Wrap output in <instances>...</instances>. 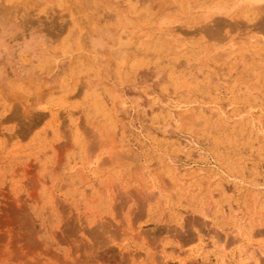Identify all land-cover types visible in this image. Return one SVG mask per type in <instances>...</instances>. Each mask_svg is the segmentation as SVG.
Wrapping results in <instances>:
<instances>
[{"label":"rangeland","instance_id":"rangeland-1","mask_svg":"<svg viewBox=\"0 0 264 264\" xmlns=\"http://www.w3.org/2000/svg\"><path fill=\"white\" fill-rule=\"evenodd\" d=\"M9 1L0 0L7 4L2 12L13 9L16 16L0 14V264H251L249 257L262 258L264 12L246 0H79L92 35L122 30L128 41L148 45L147 53L125 56L126 65L125 57L96 55L88 39L81 48L57 0L32 13L20 0ZM21 13H31L34 25ZM48 17L61 19L48 24ZM206 25L220 26L228 42L203 33ZM149 33L166 39L148 43ZM231 46L239 55L215 58ZM81 62L91 65L82 71L88 75L80 74ZM99 88L117 96L113 104L102 101L110 124L87 103ZM240 97L254 101L238 103ZM179 98L188 105L179 106ZM51 117L58 119L51 123Z\"/></svg>","mask_w":264,"mask_h":264},{"label":"bare ground","instance_id":"bare-ground-1","mask_svg":"<svg viewBox=\"0 0 264 264\" xmlns=\"http://www.w3.org/2000/svg\"><path fill=\"white\" fill-rule=\"evenodd\" d=\"M11 1V0H10ZM9 1V2H10ZM36 1V2H35ZM49 1H51V0H20V2H17V4H20V7H28L30 10H28V11H31V9L32 8H35L36 6L38 7L39 6V4H43V3H47V2H49ZM97 1V0H96ZM186 1V0H185ZM228 1V0H227ZM245 1V0H244ZM88 2V1H87ZM187 2V1H186ZM229 2V1H228ZM230 2H231V0H230ZM246 3H249V5H252V7L253 8H256L257 9V12H261V14L260 15H262V11L264 12V0H246L245 1ZM45 3V4H46ZM51 3H53V2H51ZM90 3V2H89ZM95 3H98V1L97 2H95ZM100 3V2H99ZM190 3H191V1H190ZM2 4V5H1ZM0 5L1 6H4L3 5V3H1ZM11 4V3H10ZM54 4V3H53ZM52 4V5H53ZM92 4V3H91ZM105 4V3H104ZM187 4H188V2H187ZM254 4V5H253ZM12 5V4H11ZM15 5V4H14ZM44 5V4H43ZM42 5V6H43ZM56 5L59 7H61V8H64V13H66V16L67 17H71L72 18V26L75 28V36L77 37V41H79L78 43H80L81 41L82 42H84L85 40H87L88 39V41H89V46L87 47V48H89L90 46V48L89 49H91V50H94V52L96 53V55H98V56H100V57H104V56H107V54H112L111 56H113V55H115V56H117V57H121V58H123V57H129V56H127L128 54H130V53H136V52H138V51H140L141 53L143 52V49L145 50V52L147 53V44L144 46V43H143V48H142V45L140 44V43H138V41L140 40H136L135 38L133 39V40H129L128 41V39H126L127 37H129V35H124L125 34V31H122V30H115L116 32H112V30L111 31H108L107 29H106V31L107 32H105V33H100V35H92L91 33H94V32H96V31H94L95 29H93L92 31H91V29H89L90 28V26L88 25L90 22H89V20H91V19H87V23L84 21V20H86V18H87V16H86V14L84 13V9H82V5L80 4V2H79V0H57V3H56ZM90 5V4H89ZM93 5V4H92ZM95 5V4H94ZM241 5V4H240ZM6 6H7V4H6ZM6 6H4V7H6ZM13 6V5H12ZM45 6V5H44ZM43 6V7H44ZM50 6V5H49ZM87 6V5H86ZM190 6V5H189ZM217 6H220V5H217ZM9 7H11V6H9ZM8 7V8H9ZM14 7V6H13ZM52 7H55V5L54 6H52ZM98 7V6H97ZM100 7V6H99ZM116 7V6H115ZM195 7H197L196 5H195ZM2 8V7H1ZM0 8V9H1ZM8 8H5V9H8ZM18 8H19V5H18ZM44 8H48V7H44ZM51 8V7H50ZM89 8V7H88ZM108 8V7H107ZM183 8V7H182ZM248 8V7H247ZM10 9H12V7L11 8H9L8 10H10ZM15 10H16V6H15V8H14ZM20 9H22V8H20ZM24 9H26L27 10V8H24ZM36 9V8H35ZM54 9V8H53ZM90 9V8H89ZM91 9H94L95 10V7H91ZM90 9V10H91ZM98 9V8H97ZM185 9V8H184ZM255 9V10H256ZM13 10V9H12ZM12 10L11 11H7V13L4 11V12H2V9H1V11H0V14L2 13H4L3 15H5V13L6 14H9L10 15V13H8V12H11L12 13ZM26 10H24V12L21 10V12H23V13H25V11ZM33 10V9H32ZM50 10V9H49ZM61 10H63V9H61ZM83 10V11H82ZM106 10V9H105ZM114 10V9H113ZM16 11H19L18 9L16 10ZM52 11V13H53V11L54 10H51ZM60 11V10H59ZM93 11V10H92ZM108 11V10H107ZM241 11V10H240ZM49 12V11H48ZM47 12V13H48ZM238 12H239V10H238ZM238 12L236 11V13H237V15L236 16H239L238 15ZM256 12V13H257ZM17 13V12H16ZM31 13H32V11H31ZM31 13H29L26 17H24L25 16V14H24V16H21L22 15V13L19 15L21 18L23 17L24 19H25V21H29L30 22V24H31V21L32 20H35V19H32L31 20V16H32V14ZM34 13V12H33ZM60 13L62 14V12L60 11ZM243 13H244V11H243ZM13 14V13H12ZM57 14H58V12H57ZM229 14V13H228ZM240 14V13H239ZM14 15V14H13ZM38 16H39V14H37ZM45 15V14H44ZM48 15V14H47ZM52 15V14H51ZM235 15H234V17H235ZM244 15H246V14H244ZM40 16H41V14H40ZM64 16V15H63ZM103 16H104V14H103ZM13 17H16L15 15L13 16ZM52 17V16H51ZM50 17V18H51ZM53 17H55L54 15H53ZM57 17H58V15H57ZM56 17V18H57ZM107 17H108V15L106 16V20H107ZM114 17V16H113ZM234 17H232V18H234ZM262 17V16H261ZM264 17V16H263ZM11 18V17H10ZM49 17L48 18H46L47 19V22L49 21L50 22V20H53V21H55V20H58V19H61V17L60 18H57V19H54V18H51L50 19ZM65 18V17H64ZM108 18H110V16L108 17ZM112 18V17H111ZM110 18V19H111ZM236 18V17H235ZM234 18V19H235ZM41 19V18H40ZM45 19V20H46ZM50 19V20H49ZM63 19V18H62ZM98 19V18H97ZM99 19H101V18H99ZM98 19V20H99ZM15 20V19H14ZM43 20V19H42ZM41 20V21H42ZM71 20V19H70ZM101 20H103V18L101 19ZM115 20V19H114ZM114 20H111V21H114ZM116 20H118V19H116ZM115 20V21H116ZM18 21L21 23L22 21H24V20H22V19H18ZM17 21V22H18ZM24 21V22H25ZM41 21L39 20V22L41 23ZM44 21V20H43ZM43 21H42V23H43ZM53 21H51V23L53 22ZM60 21V20H59ZM83 21H84V25H85V23H86V25H88L89 26V28L88 27H86V26H84L83 25ZM100 21V20H99ZM110 21V20H109ZM114 21V22H115ZM208 21V20H207ZM262 21V24H263V26H264V19L263 20H261ZM261 21L259 22L260 23V25H261ZM3 22V21H2ZM23 22V23H24ZM38 21H37V23L38 24H40ZM47 22H45V24H47ZM49 22H48V24H49ZM62 22V21H61ZM60 22V23H61ZM209 22V21H208ZM226 22V21H225ZM242 22V21H241ZM16 23V22H15ZM20 23H18V24H20ZM22 23V24H23ZM34 23L35 24H37L36 23V21H34ZM53 23H55V22H53ZM58 23V21L56 22V24ZM65 23H69L70 24V22L68 21L67 22V20H66V22ZM109 23V22H108ZM232 23V22H231ZM18 24H16V25H18ZM21 24V25H22ZM25 24V23H24ZM23 24V25H24ZM37 24V25H38ZM44 24V25H45ZM46 25L45 26V28L44 29H47L48 30V27L47 26H49V25ZM110 24V23H109ZM224 24V23H223ZM20 25V26H21ZM22 25V26H23ZM27 25H29V23H27ZM31 25H34L33 23L31 24ZM31 25H29V26H31ZM42 25V24H41ZM41 25H40V27H41ZM51 25L52 24H50V26L49 27H51ZM81 25H83L82 27H85V28H82L81 29ZM221 25V24H220ZM238 25V24H237ZM239 25H240V22H239ZM259 25V26H260ZM20 27V30H21V28H23V27H26V26H23V27ZM63 26V25H62ZM69 26V25H68ZM212 26V25H211ZM215 26V25H214ZM224 26V25H223ZM32 27V26H31ZM55 27V25L52 27V28H54ZM61 27V26H60ZM232 27V26H231ZM15 28V27H14ZM18 27H16V29H17ZM30 28V27H29ZM61 28H63V27H61ZM61 28H59L58 29V27H55V30L56 29H58L59 31H60V29ZM93 28H95V27H93ZM237 28H239V26L237 27ZM27 29H28V26H27ZM33 29V28H32ZM43 29V28H42ZM43 29V32H46V30H44ZM66 29V28H65ZM24 30V29H23ZM36 30V29H35ZM54 30V29H53ZM53 30H51V28H50V31H53ZM64 30V29H63ZM231 30H232V28H231ZM18 31H19V29H18ZM26 31V30H25ZM28 31H30V30H28ZM37 31H39V30H37ZM49 31V30H48ZM50 31H49V33H50ZM57 31V30H56ZM102 31V30H101ZM169 31H171V30H169ZM203 31V30H202ZM222 30L220 29V26H218V25H216L214 28L213 27H209V25L207 26L206 25V27H204V31H203V33L204 32H207V33H205V34H207L211 39H214V40H217L218 42L220 41H224V39H226V38H224V37H220V35H221V32ZM239 31V30H238ZM35 32V31H34ZM40 32V31H39ZM61 32H62V30H61ZM234 32V31H233ZM49 33L47 34V36L49 35ZM156 33V32H155ZM198 33V32H197ZM201 33V32H200ZM231 33V32H230ZM229 33V34H230ZM32 34V33H31ZM60 34V33H59ZM95 34V33H94ZM160 34V33H159ZM228 34V35H229ZM238 34V33H237ZM25 35V34H24ZM53 35L55 36V33H53ZM53 35H50L51 37L53 36ZM135 35V34H134ZM156 35V34H155ZM154 35V36H155ZM158 35V34H157ZM156 35V36H157ZM162 36L160 37V36H157V37H153L152 35H150V33L149 34H147L146 35V37H145V39L146 40H148V43H149V40H150V42L151 41H153V43L155 42H159L158 41V39H162L163 41L166 39V36H165V34H161ZM223 35H225V34H223ZM232 35V34H231ZM49 36V37H50ZM145 36V35H144ZM204 36V35H203ZM238 36V35H237ZM244 36V35H243ZM57 37H58V34H57ZM133 37V36H132ZM132 37H130L131 39H132ZM135 37H137V38H139L140 36H135ZM168 38H171V37H167V39ZM222 38H224V39H222ZM229 38V37H228ZM227 38V39H228ZM237 38V37H236ZM69 39V38H68ZM127 40V41H124V40ZM142 39V38H141ZM210 39V40H211ZM227 39H226V41H227ZM231 39V38H230ZM233 39V38H232ZM243 40L245 39V38H242ZM42 40H44V38L42 39ZM46 40V39H45ZM54 40V39H53ZM62 40V39H61ZM241 40V39H240ZM58 41V40H57ZM222 41V42H223ZM239 41V40H238ZM242 41V40H241ZM252 40L250 39L249 40V42H251ZM81 42V43H82ZM208 42V41H207ZM228 42V41H227ZM232 42H234V41H232ZM244 42V41H243ZM248 42V43H249ZM57 43V42H56ZM77 43V44H78ZM80 43V45L82 46L83 45V43L81 44ZM85 43V42H84ZM87 43V42H86ZM145 43H147V42H145ZM152 43V42H151ZM161 43L163 44V42L161 41ZM168 43H170V41L168 42ZM217 43V42H216ZM224 43V42H223ZM237 43H239V42H237ZM48 44V43H47ZM49 44H50V42H49ZM138 44V45H137ZM209 44V43H208ZM246 44H247V38H246ZM86 45V44H85ZM84 45V46H85ZM212 45V44H211ZM72 46V45H71ZM150 46H152V45H150ZM148 47V48H150V51H152L151 50V47ZM176 46V45H175ZM68 47H70L69 45H68ZM133 47H134V49H133ZM145 47V48H144ZM154 47V46H153ZM155 47H156V45H155ZM164 47V46H163ZM163 47H162V49H163ZM181 47V46H180ZM214 47V46H213ZM216 47V46H215ZM222 47V46H221ZM235 46H231V47H227L226 49H224L220 54H218L217 53V56L215 57L217 60H223V59H226V58H224V57H228V55H230L231 53L232 54H236V52H238L237 50H236V48H234ZM59 48V47H58ZM57 48V49H58ZM81 48H84L83 46L81 47ZM160 48V47H159ZM173 48V47H172ZM177 48V47H176ZM183 48V47H182ZM207 48V47H206ZM74 49V48H73ZM157 49V48H156ZM56 50V49H55ZM72 50V49H71ZM85 50V49H84ZM164 50V49H163ZM178 50V49H177ZM61 51H62V49H61ZM160 51H161V48H160ZM215 51V50H214ZM194 52V51H193ZM134 53V54H135ZM140 53V54H141ZM188 53V52H187ZM186 53V54H187ZM196 53V52H195ZM133 54V55H134ZM138 54H139V52L137 53V54H135L134 56H138ZM160 54V53H159ZM186 54H184V55H186ZM215 54V53H214ZM222 54V55H221ZM238 55H239V52L237 53ZM132 54H130V56H133ZM153 55V54H152ZM30 56V55H29ZM93 56H95V55H93ZM97 56V57H98ZM141 56H142V54H141ZM157 56H158V54H157ZM231 56V55H230ZM241 56V55H240ZM239 56V57H240ZM245 56V55H244ZM78 57V56H77ZM77 57H76V59H77ZM99 57V58H100ZM126 57L123 59L124 61H125V63H126V61L127 60H125L126 59ZM149 57V56H148ZM184 58H186V56H183ZM194 57V56H193ZM210 57V56H209ZM238 57V58H239ZM263 57V56H262ZM113 58V57H112ZM213 58H214V56H213ZM212 58V59H213ZM245 58V57H244ZM82 59V58H81ZM94 59V58H93ZM103 59V58H102ZM111 59V58H110ZM129 59V58H128ZM228 59H229V57H228ZM72 60V59H71ZM101 60V59H100ZM104 60V59H103ZM115 61H120L121 59L119 58V59H114ZM113 60V61H114ZM214 60V59H213ZM237 60H239V59H237ZM33 61V60H32ZM76 61V60H75ZM86 61V60H85ZM102 61V60H101ZM100 61V62H101ZM106 60H104V62H105ZM118 61V62H119ZM124 61H123V65H122V62H120L119 64H117V65H120L119 67H121V65L122 66H125V63H124ZM201 61V60H200ZM247 61V60H246ZM34 62V61H33ZM32 62V63H33ZM56 62V61H55ZM73 62V61H72ZM86 62H88V61H86ZM86 62H81L82 63V65H80V67H81V70H79V72H80V74L81 73H86L87 71H88V68H89V70H90V68H91V65H90V67L88 66L87 67V65H89L88 63L87 64H85ZM107 62V61H106ZM117 62V63H118ZM225 62V61H224ZM84 63V64H83ZM108 63V62H107ZM138 63H139V61H138ZM137 63V64H138ZM143 63V62H142ZM245 63H247V62H245ZM105 64V63H104ZM206 64V63H205ZM18 65V64H17ZM29 65H30V60H29ZM72 65V64H71ZM107 65V64H106ZM126 65H127V63H126ZM28 66V65H27ZM114 67H115V65H114ZM250 67V66H249ZM27 68V67H26ZM25 68V69H26ZM45 68V67H44ZM49 68V67H48ZM74 68V67H73ZM241 68H242V64H241ZM30 69H32V68H30ZM114 69V68H113ZM117 69H119V68H117ZM116 69V70H117ZM70 70V69H69ZM85 70H87L86 72H82V71H85ZM122 70H123V68L121 69V72H122ZM262 70V72H261V75H262V73H264V70L263 69H261ZM75 71H77L76 69H75ZM117 71H119V70H117ZM121 72L119 73L120 75H121ZM160 72V71H159ZM244 72V71H243ZM76 74H77V72H75ZM88 73V72H87ZM86 73V74H87ZM170 74H172V72H171V70H170V72H169ZM246 73V72H245ZM250 73V72H249ZM49 74V73H48ZM115 74V73H114ZM251 74V73H250ZM46 75V74H45ZM73 75V74H72ZM79 75V74H78ZM88 75V74H87ZM86 75V76H87ZM116 75V74H115ZM173 75V74H172ZM249 75V74H248ZM71 76V75H70ZM77 76V75H76ZM80 76V75H79ZM123 76V75H122ZM179 76V75H178ZM73 77V76H72ZM81 77V76H80ZM175 77V76H174ZM173 77V78H174ZM61 78V77H60ZM85 79H86V77H84ZM173 78H172V80H173ZM243 78V77H242ZM74 79H76V78H74ZM88 79V78H87ZM264 79V78H263ZM262 79V80H263ZM68 80V79H67ZM174 80H177V79H174ZM206 80V79H205ZM243 80V79H242ZM246 80V79H245ZM262 80H261V82H262ZM74 81V80H73ZM82 81V80H81ZM179 81V80H178ZM259 81V80H258ZM257 81V82H258ZM59 82V81H58ZM264 82V81H263ZM69 83V82H68ZM71 83V82H70ZM76 84H79V83H77V82H75ZM176 83H178V82H176ZM175 83V84H176ZM207 83H209V81H207ZM211 83V82H210ZM73 84V83H72ZM175 84H173V85H175ZM190 84V83H189ZM192 84V83H191ZM203 84H205V83H203ZM212 84V83H211ZM264 84V83H263ZM263 84H262V86H263ZM27 86H28V84H26ZM41 85V84H40ZM75 85V84H74ZM86 85V84H85ZM172 85V84H171ZM178 85H181V84H178ZM261 85V84H260ZM35 86V85H34ZM44 86H45V84H44ZM88 86V85H87ZM190 86V85H189ZM189 86H188V88H189ZM213 86V85H212ZM21 87H22V85H21ZM41 87V86H40ZM48 87V86H47ZM62 87V86H61ZM75 87V86H74ZM175 87H177V85H175ZM182 88L184 87L183 85L181 86ZM191 87V86H190ZM194 87V86H193ZM216 87V86H215ZM264 87V86H263ZM44 88V87H43ZM42 88V89H43ZM46 88V87H45ZM71 88V87H70ZM197 88V87H196ZM200 88V87H199ZM199 88H197V89H199ZM29 89H30V87H29ZM51 90L53 89V88H50ZM85 89V88H84ZM194 89H195V87H194ZM45 90V89H44ZM43 90V91H44ZM81 90V88H79V91ZM65 91H66V94L69 92H67V90L65 89ZM75 91H77V90H75ZM191 90H189V92H190ZM203 91V90H202ZM217 91V90H216ZM47 92H49V90L47 91ZM196 92V91H195ZM1 93V92H0ZM37 93V92H36ZM42 93V92H41ZM56 93V92H55ZM62 93H64V92H62ZM179 93H181V92H179ZM206 93V92H205ZM39 94V93H38ZM192 94H194L193 92H192ZM199 94V93H198ZM14 95H15V93H14ZM19 95V94H18ZM21 95V94H20ZM41 95V94H40ZM63 95V94H62ZM100 95H102V97H103V99L100 97ZM180 95H183V94H180ZM208 95V94H207ZM206 95V96H207ZM23 96V95H22ZM35 96V95H34ZM37 96V95H36ZM36 96L34 97V98H36ZM189 96V95H188ZM193 96H195V95H193ZM3 97H5V96H3ZM44 97V96H43ZM62 97V96H61ZM70 97V96H69ZM68 97V98H69ZM116 97L117 96H115V98L113 97V98H111V96L109 95V94H107V92L106 91H104L103 89H101V88H99V90H97V91H93L92 93H90L89 94V96H87V99H88V104H91L92 105V107H94L95 108V112L96 113H99L100 115H101V117H102V119H104V120H106L109 124L111 123V119L110 118H108V114L106 113L107 111L105 110V108H104V106H103V104H102V101L104 102V103H107V104H113L114 102H113V99L115 100L116 99ZM123 97V96H122ZM177 97V96H176ZM183 97H187V96H183ZM204 97V96H203ZM202 97V98H203ZM208 97H209V95H208ZM7 98H9V97H7ZM40 98H41V96H38L37 97V101L38 102H36V104L37 103H39L40 104V106L42 107H40V109H45L47 106H48V104H46L45 102V100L42 102V101H40ZM50 98V97H49ZM52 98V97H51ZM64 98V97H63ZM62 98V99H63ZM72 98V97H71ZM86 98V97H85ZM194 98H196V97H194ZM235 98V97H234ZM241 98V97H240ZM4 99V98H3ZM118 99H121V97L120 98H118ZM124 99V98H123ZM200 99V98H199ZM237 99V98H236ZM6 100V99H5ZM4 100V101H5ZM41 100H42V98H41ZM46 100H48V99H46ZM63 100H65V98L63 99ZM215 100V99H214ZM239 100V99H238ZM241 101L240 102H238V103H247V101H254L252 98H247V97H245V98H241L240 99ZM7 101V100H6ZM56 100L55 99H53V100H50V102L51 103H53V102H55ZM60 101V100H59ZM213 101V100H212ZM22 102H23V100H22ZM123 102V101H122ZM250 102H249V104H250ZM60 103H62V102H60ZM59 103V104H60ZM176 103L177 104H179V106H181V104H184L185 106L186 105H188V103L187 102H183V100H182V98H179L177 101H176ZM23 104H24V102H23ZM33 104V103H32ZM58 104V103H57ZM123 104V103H122ZM134 104V103H133ZM231 104V103H230ZM233 105H235V107H236V105H237V103L236 104H234V103H232ZM253 104V103H252ZM132 105V104H131ZM135 105V104H134ZM1 106V105H0ZM14 106V105H13ZM109 106V105H108ZM130 106V105H129ZM129 106H127V107H129ZM227 106H229V105H227ZM241 106V105H240ZM33 107H35V106H33ZM105 107H107L106 105H105ZM133 107V106H132ZM230 107V106H229ZM243 107H245V106H243ZM16 108V107H15ZM20 108V107H19ZM36 108V107H35ZM34 108V109H35ZM39 108V107H38ZM110 108V107H109ZM166 108V107H165ZM34 109H33V111H34ZM40 109H36L37 111H39V113H41V111H40ZM132 109V108H131ZM167 109V108H166ZM244 109V108H243ZM251 109V108H250ZM113 110V109H112ZM253 110V109H252ZM48 111V110H47ZM196 111H197V109H196ZM15 112H16V110H15ZM242 112V111H241ZM24 113V112H23ZM22 113V114H23ZM38 113V112H37ZM36 113V114H37ZM52 113H53V111H52ZM52 113H50L49 114V116H51V115H53ZM190 114L192 113V112H189ZM220 113H222V112H220ZM15 114H20L19 112H16ZM14 114V115H15ZM22 114H20L21 116H22ZM32 114V113H31ZM91 114H92V112H91ZM245 114V113H244ZM244 114H243V116H244ZM247 114H248V112H247ZM18 115H16L17 117H18ZM39 115V114H38ZM45 115V114H44ZM43 115V116H44ZM169 115V114H168ZM23 116H24V114H23ZM36 116V115H35ZM42 116V117H43ZM58 116V115H57ZM181 116V115H180ZM189 116V115H188ZM222 116V115H221ZM182 117V116H181ZM200 117H201V115H200ZM205 117V116H204ZM239 117H241V116H239ZM52 119H51V123H53V122H55V119H58V118H55V117H51ZM99 118V117H98ZM188 118V117H187ZM192 118V117H191ZM214 118V117H213ZM23 119V118H22ZM44 119V118H43ZM64 119H65V117H64ZM181 119V118H180ZM212 119V118H211ZM189 120V119H188ZM193 120V119H192ZM204 120V119H203ZM58 121V120H57ZM181 121H182V119H181ZM201 121V120H200ZM215 121H216V119H215ZM72 122V121H71ZM78 123V122H77ZM195 123V122H194ZM197 123V122H196ZM55 124V123H54ZM53 124V125H54ZM64 124V123H63ZM191 124V123H190ZM198 125H199V121H198V123H197ZM209 124V123H208ZM251 124V123H250ZM52 125V126H53ZM80 125H81V123H80ZM102 125V124H101ZM182 125V124H181ZM219 125V124H218ZM218 125H216V126H218ZM38 126V125H37ZM82 126V125H81ZM80 126V127H81ZM84 126V125H83ZM194 126H195V124H194ZM201 126V125H200ZM208 126V125H207ZM222 127H223V125H221ZM252 126V125H251ZM76 127H78V126H76ZM79 127V128H80ZM205 127V126H204ZM203 127V128H204ZM214 127H215V125H214ZM219 127V126H218ZM217 127V128H218ZM260 127V126H259ZM55 128V127H54ZM60 128V127H59ZM82 128L83 127H81L79 130H80V132H82L81 130H82ZM111 128V127H110ZM193 128V127H192ZM200 128V127H199ZM199 128H198V130H199ZM251 128H253V127H251ZM66 129V128H65ZM85 129V128H84ZM91 129V128H90ZM195 129V128H194ZM216 129V128H215ZM28 130V129H27ZM87 130V129H86ZM30 131V130H29ZM63 131V130H62ZM66 131V130H65ZM90 131V130H89ZM95 131V130H94ZM197 131V130H196ZM55 132V131H54ZM74 132V131H73ZM84 133L86 132V131H83ZM91 132V131H90ZM98 132V131H97ZM261 132V131H260ZM68 133V132H67ZM95 132H93V134H94ZM103 133V132H102ZM192 133V132H191ZM241 133V132H240ZM259 133V132H258ZM60 134H61V132H60ZM59 134V135H60ZM73 134V133H72ZM82 134V133H81ZM86 134V133H85ZM93 134H92V136H93ZM252 134V133H251ZM260 134V133H259ZM263 134V133H262ZM64 135H65V133H64ZM88 135V134H87ZM96 135V138L95 139H98L97 138V136H99V135H97L96 133L94 134V136ZM222 135V134H221ZM242 135V134H241ZM78 136H79V134H78ZM195 136V135H194ZM237 136V135H236ZM251 136V135H250ZM250 136H246L247 138L248 137H250ZM102 137V136H101ZM104 137V136H103ZM112 137V136H111ZM224 137V136H223ZM89 138V137H88ZM93 138V137H92ZM91 137H90V139H92ZM100 138V137H99ZM229 138V137H228ZM227 138V139H228ZM63 139V138H62ZM85 140H87L86 138H84ZM238 140H239V138H237ZM69 140V139H68ZM108 140V139H107ZM223 140V139H222ZM237 140V141H238ZM64 141V140H63ZM96 141V140H95ZM95 141H94V143H95ZM236 141V140H235ZM246 141V140H245ZM89 142V141H88ZM216 141H215V139H214V143H215ZM223 142V141H222ZM225 142V141H224ZM223 142V143H224ZM90 143H92V141H90ZM222 143V144H223ZM225 143H228L227 141L225 142ZM224 143V144H225ZM236 144H237V142H235ZM89 144V143H88ZM232 144V143H231ZM264 144V143H263ZM263 144H260L261 146L263 145ZM66 145V144H65ZM80 145V144H79ZM96 145V144H95ZM62 146V145H61ZM68 146V145H67ZM89 146V145H88ZM88 146H86V147H88ZM91 147V146H90ZM97 147V146H96ZM224 147H226V146H224ZM264 147V146H263ZM21 148V147H20ZM60 148V147H59ZM89 148V147H88ZM92 148H93V146H92ZM92 148L90 149V150H92ZM213 148V147H212ZM223 148V147H222ZM88 149V150H89ZM261 149V148H260ZM87 150V151H88ZM262 150V149H261ZM81 152V151H80ZM89 153V152H88ZM91 153V152H90ZM94 154V153H93ZM113 154V153H112ZM88 155V154H87ZM115 157H116V155H114ZM112 157H113V155H112ZM120 157V156H119ZM236 157V156H235ZM108 159H110V158H108ZM108 159H106V160H108ZM233 159V158H232ZM227 160H229V159H227ZM226 160V161H227ZM102 162H103V160H102ZM83 163V162H82ZM106 163H109V161L107 162L106 161ZM105 163V164H106ZM75 164V163H74ZM163 164H165V163H163ZM219 164V163H218ZM101 165V164H100ZM103 165V164H102ZM229 165H232L231 164V162H229ZM72 167V166H71ZM70 167V168H71ZM225 167V166H224ZM226 169H228V168H226ZM167 171V170H166ZM195 173V172H194ZM189 175V174H188ZM83 177V176H82ZM187 177V176H186ZM185 177V178H186ZM84 178V177H83ZM82 178V179H83ZM159 180H161V179H159ZM86 181V180H85ZM162 181V180H161ZM160 181V182H161ZM107 185V184H106ZM110 187V186H109ZM116 187V186H115ZM192 187V186H191ZM113 188H114V186H113ZM115 189V188H114ZM123 189V188H122ZM81 190V189H80ZM110 191V190H109ZM113 191V190H112ZM116 191V190H115ZM119 191H121V190H119ZM111 192V191H110ZM116 192H118V191H116ZM208 194V193H207ZM111 195H112V193H111ZM186 196V195H185ZM146 198V197H145ZM149 198V197H148ZM85 199H86V197H85ZM90 199V198H89ZM103 200H104V198H103ZM150 200V199H149ZM208 200V199H207ZM256 201V200H255ZM145 202V201H144ZM146 202H147V200H146ZM145 202V203H146ZM207 204V203H206ZM212 208V207H211ZM250 210V209H249ZM202 211H204V210H202ZM208 211V210H207ZM210 211V210H209ZM205 214V213H204ZM231 214V213H230ZM202 215H203V213H202ZM251 215V214H250ZM203 216H206V215H203ZM205 218H207V217H205ZM263 218H264V214H263ZM250 220V219H249ZM198 222V221H197ZM212 223V222H211ZM210 224V223H209ZM253 224V223H252ZM260 224V223H259ZM254 225V224H253ZM207 226V225H206ZM255 227V226H254ZM241 228V227H240ZM259 228V227H258ZM263 229V228H262ZM214 230H215V228H214ZM264 231V230H263ZM252 232V231H251ZM262 233V232H261ZM250 234V233H249ZM257 234V233H256ZM259 234H260V232H259ZM246 235V234H245ZM253 235H254V233H253ZM263 235V234H262ZM217 236V235H216ZM251 236H252V234H251ZM247 237V236H246ZM218 238V237H217ZM220 238V237H219ZM228 239V238H227ZM230 239H233V238H231L230 237ZM237 239V238H236ZM243 239H244V237H243ZM238 240V239H237ZM239 241V240H238ZM236 242V241H235ZM232 243H233V241H232ZM240 246V245H239ZM245 249H247V248H245ZM248 250V249H247ZM254 250V249H253ZM246 252V251H245ZM244 252V254H246ZM248 252L250 253V251L248 250ZM247 252V254H249ZM253 252V251H252ZM254 253V252H253ZM263 256V257H262ZM252 257V256H251ZM249 257L248 259L251 261L250 263L251 264H257L258 263V260H260V259H264V252H262V255H261V257L262 258H259V259H257V256H256V258L255 257ZM240 259H241V257H240ZM242 261L244 260V258L243 259H241ZM247 260V259H246ZM263 261V260H262ZM246 262V261H245ZM243 263H244V261H243ZM248 263V262H247ZM262 263V262H261Z\"/></svg>","mask_w":264,"mask_h":264}]
</instances>
